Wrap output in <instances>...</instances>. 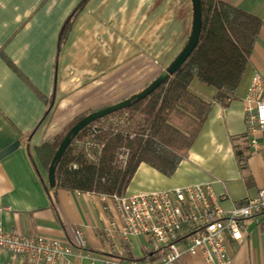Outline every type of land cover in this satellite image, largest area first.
I'll list each match as a JSON object with an SVG mask.
<instances>
[{
	"label": "crops",
	"instance_id": "crops-1",
	"mask_svg": "<svg viewBox=\"0 0 264 264\" xmlns=\"http://www.w3.org/2000/svg\"><path fill=\"white\" fill-rule=\"evenodd\" d=\"M82 0H0V222L9 231L69 240L82 230V256L72 264H103L112 232L128 259L158 261L144 236L122 235L123 220L111 197L48 187L53 142L74 118L124 100L158 77L187 41L191 0H86L60 41L64 22ZM256 16L260 33L237 88L223 100L197 79L189 90L211 109L183 151L175 171L164 175L142 162L125 193L212 181L226 194L224 208L240 206L264 185V144L248 143L244 95L254 71L264 78V0H226ZM101 95L106 99L101 103ZM244 240L230 244L232 264H264V212L243 224ZM0 264H26L23 255L0 254ZM182 264H206L184 254Z\"/></svg>",
	"mask_w": 264,
	"mask_h": 264
},
{
	"label": "trees",
	"instance_id": "trees-1",
	"mask_svg": "<svg viewBox=\"0 0 264 264\" xmlns=\"http://www.w3.org/2000/svg\"><path fill=\"white\" fill-rule=\"evenodd\" d=\"M85 1L82 0L64 22L60 41ZM261 25L258 16L226 0H201L199 41L180 68L144 98L133 99L129 106L115 111L128 113L129 122L124 128L113 130L111 126H96L94 137L102 145L96 161L87 160L75 150L73 142L84 137L88 128L110 113L84 126L56 164L55 186L123 194L142 162L170 176L211 109V102L189 90L191 81L197 79L213 87L214 100L231 95L248 65ZM86 115L74 118L58 141L55 139L38 147L50 149L48 166L65 134Z\"/></svg>",
	"mask_w": 264,
	"mask_h": 264
},
{
	"label": "built area",
	"instance_id": "built-area-1",
	"mask_svg": "<svg viewBox=\"0 0 264 264\" xmlns=\"http://www.w3.org/2000/svg\"><path fill=\"white\" fill-rule=\"evenodd\" d=\"M243 100L248 143L257 150L260 138L264 144V78L259 71L252 73ZM128 122L127 112L110 113L88 128L84 137L75 139L73 146L87 160L96 161L102 147L94 137L96 126L120 130ZM105 195L115 202L123 220V237H146L158 261L128 259L118 238L108 232L113 255L104 258L103 264H182L186 253L200 254L206 264H232L230 244L242 243L245 221L264 212V185L243 205L228 209L221 204L227 195H218L212 181ZM6 208L0 203V211ZM74 234L76 250L69 240L9 231L0 222V254L23 255L26 264H72L70 256H82L85 248L82 230L75 228Z\"/></svg>",
	"mask_w": 264,
	"mask_h": 264
},
{
	"label": "water",
	"instance_id": "water-1",
	"mask_svg": "<svg viewBox=\"0 0 264 264\" xmlns=\"http://www.w3.org/2000/svg\"><path fill=\"white\" fill-rule=\"evenodd\" d=\"M192 7V20L190 33L187 38L186 43L181 48V50L176 54L174 59L165 67L164 71L152 80L145 88L140 90L137 93L132 94L128 98L116 102L114 104L105 106L98 110L88 113L86 116L81 118L76 124H74L68 132L65 134L63 139L61 140L57 150L55 151L53 158L48 166L47 172V181L48 187L52 188L55 186V169L56 164L61 158L63 152L70 144L71 139L89 122L112 112L118 111L129 106L133 99H142L147 96L151 91H153L162 81L167 79L168 76L173 74L182 63L186 60L189 54L193 51L199 41V35L201 31V0H191ZM19 146V140H15L8 146L4 147L0 150V159L14 151Z\"/></svg>",
	"mask_w": 264,
	"mask_h": 264
},
{
	"label": "rangeland",
	"instance_id": "rangeland-1",
	"mask_svg": "<svg viewBox=\"0 0 264 264\" xmlns=\"http://www.w3.org/2000/svg\"><path fill=\"white\" fill-rule=\"evenodd\" d=\"M102 97L100 98V100L99 101H101V103H103V101L106 99V96L105 95H101ZM105 107V106H104ZM64 131V130H63ZM63 131L62 132H60L59 134H58V136H57V138H56V140L55 141H58L61 137H62V135H63Z\"/></svg>",
	"mask_w": 264,
	"mask_h": 264
}]
</instances>
